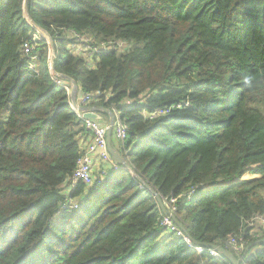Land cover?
Instances as JSON below:
<instances>
[{
    "label": "trees",
    "instance_id": "1",
    "mask_svg": "<svg viewBox=\"0 0 264 264\" xmlns=\"http://www.w3.org/2000/svg\"><path fill=\"white\" fill-rule=\"evenodd\" d=\"M24 7L0 0V115L9 114L0 121V264H230L161 227L152 191L177 199L193 242L233 253L227 242L237 238L246 264H264V226L250 225L264 216V0ZM28 18L52 44L35 39ZM117 41L130 47L89 56ZM71 81L83 95L103 93L89 104L99 115L126 123L120 155L151 190L106 163L102 183L70 189L89 137ZM71 200L77 209L64 208Z\"/></svg>",
    "mask_w": 264,
    "mask_h": 264
},
{
    "label": "built area",
    "instance_id": "2",
    "mask_svg": "<svg viewBox=\"0 0 264 264\" xmlns=\"http://www.w3.org/2000/svg\"><path fill=\"white\" fill-rule=\"evenodd\" d=\"M41 32V31H40ZM43 33L41 32L40 35L34 36L36 40H40V37H42ZM45 36V35H44ZM79 42H84L88 44L87 47H90L92 44V41L90 39H85L83 37H80L76 35ZM37 47V44L34 45L33 48H27L26 53H30L32 50H34ZM130 45L127 42H114L109 44H102L99 46L98 50H92V53L89 55L91 56L94 52H106V51H112V50H119V51H125L127 48H129ZM92 49V48H89ZM31 69L34 68L33 64H30L29 66ZM67 92L69 93V101L72 105L73 109L78 113L79 117L83 120L84 126L86 131L89 133V137L86 139V142L82 144L81 146V155L78 159L76 170L74 174L70 177L68 183L70 182V189L74 190L79 183H83L84 185L88 187H93L96 185V183H102L104 179L108 176V171L106 168H99L98 172L99 176L94 175L95 173V167H96V161L98 158L99 166L102 164H109L112 166L115 170H120L122 167L119 165L111 156L109 152V143H108V132L110 129H112V132L114 136L119 140L120 142L124 143L128 138V126L124 121L120 119V117L115 113L114 116V122L112 125L110 122L104 123L101 119L94 120V119H86L84 117V114L86 111L84 109L91 108L89 107V104H92L96 98L101 97L103 93L97 92L95 94H82L80 98L76 97V105L74 104L72 93H73V85L72 81L70 83V87H66ZM187 106V104H185ZM82 109V110H81ZM99 109H95V113H98ZM169 110H163V111H156L152 114H145L147 119H155L158 118L161 115H164ZM97 172V173H98ZM132 173L133 179L140 184L141 189L150 188V184L147 182V180L140 176L138 173L133 171V169L130 171ZM203 188V186L197 187V189L192 190L188 195H184L182 197H186L188 200L192 198V196L195 195V193ZM151 190V189H149ZM163 204L168 211L169 215H165L162 212V220L160 223L161 227L167 228L170 232H174L177 234V236L182 237L186 244L189 246V248L195 250L199 254L203 253L204 251H208L211 256H213L216 259H223L222 255L218 253L216 250L205 248L204 246H197L195 242L192 241L190 237H188L183 230H181L174 222L173 216L175 217V212L177 210L176 203L177 199L175 198H167L166 200H162ZM78 205L75 201L71 200L66 202L65 209H77ZM160 207V206H159ZM161 209V208H160ZM251 226L261 225L264 226V216H258L254 218L251 223ZM227 248L231 249L233 251V255L237 260H241L240 264H246L245 259H243V256L245 255V247L243 244H239L237 238H231L227 242Z\"/></svg>",
    "mask_w": 264,
    "mask_h": 264
},
{
    "label": "water",
    "instance_id": "3",
    "mask_svg": "<svg viewBox=\"0 0 264 264\" xmlns=\"http://www.w3.org/2000/svg\"><path fill=\"white\" fill-rule=\"evenodd\" d=\"M26 5H27V0H25V9H26ZM28 22L31 23L34 27H36L39 31L41 32H44L43 30H41L40 28H38L37 26H35L31 19L28 18ZM45 34H47L46 32H44ZM49 36V35H48ZM47 38V37H46ZM49 43H51V39L50 37L47 38ZM53 59H54V53H52V57L50 59V68L52 70V72L55 74L54 72V67H53ZM63 77V76H61ZM68 79V78H67ZM72 85H73V93H72V97H73V101H74V104L76 105V97L80 98L82 96V92L78 90V87H77V84L72 81ZM82 110V109H81ZM86 111V113L84 114V117L86 119H94V120H99L101 119L100 116L98 115V113H95V109L93 108H86L84 109ZM114 116L112 115V118H111V121H110V124L112 125V123L114 122ZM113 132H112V129L109 130L108 132V143H109V152L111 154V156L113 157V159L118 163L120 164L121 166H123L125 169L127 170H132L130 164L124 159L122 158V156L117 153L115 150L112 149L111 145H110V139H111V136H112ZM152 194L155 196V198L157 199L158 201V204L162 210V212L165 214V215H169L168 211L166 210L164 204H163V201L162 199L156 194L155 191H152ZM173 220L175 222V224L181 229V230H184V227L183 225L173 216ZM197 246H202L201 244H198L196 243ZM205 248H208V249H213V250H216L218 253H220L223 257V259H226L228 262H230V264H240L241 260H237L235 258V256L230 253L229 251L227 250H221V249H218V248H214L212 246H204ZM247 256V253L243 256V259H245Z\"/></svg>",
    "mask_w": 264,
    "mask_h": 264
},
{
    "label": "crops",
    "instance_id": "4",
    "mask_svg": "<svg viewBox=\"0 0 264 264\" xmlns=\"http://www.w3.org/2000/svg\"><path fill=\"white\" fill-rule=\"evenodd\" d=\"M91 108L96 109L98 107H91ZM99 111H100V109H99ZM99 111H98V115H99ZM108 115H109V119L108 120H106V118H104V116L103 117L101 115H99V116H100L101 120L104 123H107V122H110L111 121V118H112V115L113 114L109 112ZM110 145H111V147H112L113 150H115L117 153L120 154L121 144H120L119 140H117V138L113 134H112L111 139H110ZM96 159H97V161H96V167H95V173H94V175L97 176V172H98V170L100 168V166H99V163L100 162L98 161V158H96Z\"/></svg>",
    "mask_w": 264,
    "mask_h": 264
},
{
    "label": "rangeland",
    "instance_id": "5",
    "mask_svg": "<svg viewBox=\"0 0 264 264\" xmlns=\"http://www.w3.org/2000/svg\"><path fill=\"white\" fill-rule=\"evenodd\" d=\"M42 33L45 35V37L49 38L48 34H45L44 32H42ZM51 43H52V40H51ZM8 117H9V114L7 113V111H4V112H2V114L0 115V121H1V122H6L7 119H8ZM207 191H208V190H203L202 193H205V192H207Z\"/></svg>",
    "mask_w": 264,
    "mask_h": 264
}]
</instances>
